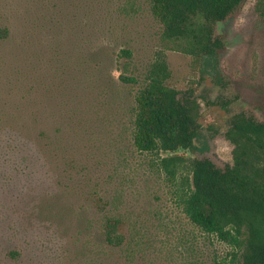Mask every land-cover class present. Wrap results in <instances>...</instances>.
<instances>
[{
	"label": "rangeland",
	"instance_id": "1",
	"mask_svg": "<svg viewBox=\"0 0 264 264\" xmlns=\"http://www.w3.org/2000/svg\"><path fill=\"white\" fill-rule=\"evenodd\" d=\"M151 2L0 0L9 31L0 42V264L228 258L232 249L190 222L153 157L135 149V97L165 52L169 86L192 90L202 108L196 152L180 155L232 164L230 118L244 111L264 120V0H246L217 26L225 49L207 63L168 50ZM124 49L139 84L119 80ZM110 214L124 220L127 239L113 252L99 239ZM10 250H20L19 262Z\"/></svg>",
	"mask_w": 264,
	"mask_h": 264
},
{
	"label": "trees",
	"instance_id": "2",
	"mask_svg": "<svg viewBox=\"0 0 264 264\" xmlns=\"http://www.w3.org/2000/svg\"><path fill=\"white\" fill-rule=\"evenodd\" d=\"M245 1L152 0L151 13L163 27L168 50L207 63L225 49L217 26L227 22ZM8 35V29L0 27V42ZM119 58L127 60L120 82L139 84L129 66L133 52L124 49ZM170 77L167 55L159 53L135 97V149L153 157L176 189L190 222L232 249L228 258L213 264H264V120L244 111L230 118L224 136L233 146V162L224 168L209 158L180 155L196 152L202 108L192 90L181 92L169 86ZM20 131L26 133L23 126ZM123 227L122 218L111 214L104 218L99 235L103 250L113 252L125 246ZM7 257L19 262L22 255L20 250H10Z\"/></svg>",
	"mask_w": 264,
	"mask_h": 264
}]
</instances>
